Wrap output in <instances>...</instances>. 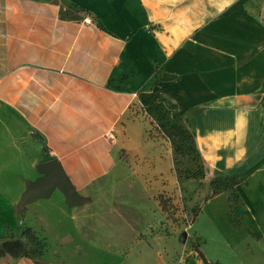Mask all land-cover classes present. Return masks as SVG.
<instances>
[{"label":"crops","instance_id":"1","mask_svg":"<svg viewBox=\"0 0 264 264\" xmlns=\"http://www.w3.org/2000/svg\"><path fill=\"white\" fill-rule=\"evenodd\" d=\"M156 103L173 120L193 115L209 170L252 174L244 222L264 230V0H0V236L23 223L17 205L45 161H59L80 197H41L60 193L53 204L68 207L74 233L56 243L40 233L41 255L0 264H203L175 262L149 236L159 205L137 160L157 144L123 122Z\"/></svg>","mask_w":264,"mask_h":264},{"label":"rangeland","instance_id":"2","mask_svg":"<svg viewBox=\"0 0 264 264\" xmlns=\"http://www.w3.org/2000/svg\"><path fill=\"white\" fill-rule=\"evenodd\" d=\"M71 9L72 12L86 14L73 6ZM190 117L174 121L162 105L141 107L135 104L128 113L127 122H123L126 128L128 123L143 124V131L137 136L138 143L157 144L137 160L143 168H149L144 173V184L159 205V224L149 236L164 238L167 244L161 241L159 245L168 246L169 251L174 252L175 262L183 257L189 261L192 255L198 257L194 248V245H198L208 259L211 257L210 260L219 264H264V230L251 222L246 226L242 211L245 202L240 188L252 174L227 175L209 170L199 153L191 124L193 115ZM262 117L264 121V114ZM124 136V132L116 134L117 139ZM188 147H191L190 151ZM156 159H159V165ZM261 169L264 170V167ZM230 178H235L238 184L232 185ZM11 179L10 175L5 176L7 184L14 182ZM214 183H217V187L228 186L229 189L214 198L218 196L212 195ZM223 193L227 194L228 200ZM58 195L60 193L56 191L50 199H38L26 210L18 203V217L23 223L19 224L17 219L16 226H8L0 241L19 239L28 250H43L42 238L45 235L56 243L66 233L73 234L68 207L58 209L53 204L55 201L57 203ZM194 222L195 225L191 227ZM27 227H32L37 235L43 234V237L38 235L39 243L32 242L29 235L24 233ZM197 231L203 235H198Z\"/></svg>","mask_w":264,"mask_h":264},{"label":"water","instance_id":"3","mask_svg":"<svg viewBox=\"0 0 264 264\" xmlns=\"http://www.w3.org/2000/svg\"><path fill=\"white\" fill-rule=\"evenodd\" d=\"M38 169L46 175L39 178L36 182H30L24 191L20 207L24 208L29 203L41 197H47L52 190L59 189L64 193L68 202L77 204L79 202V194L64 173V170L57 159L45 161L38 165Z\"/></svg>","mask_w":264,"mask_h":264},{"label":"trees","instance_id":"4","mask_svg":"<svg viewBox=\"0 0 264 264\" xmlns=\"http://www.w3.org/2000/svg\"><path fill=\"white\" fill-rule=\"evenodd\" d=\"M154 105H162L161 103H156L150 106H154ZM149 106V107H150ZM165 107V106H164ZM166 109V108H165ZM167 113L169 114L168 110L166 109ZM177 121V120H174ZM191 147H188L187 149L190 151ZM199 155V153H198ZM230 181L232 183V185H236L238 184V182L236 181L235 178H230ZM215 185V189L213 190L212 195H218L223 191H226L229 189L228 186L226 187H221V186H216L217 183H214ZM26 234L29 235V237L31 238L32 242H36L39 243V236L34 232V230L32 229V227H27L25 229ZM194 248L196 250V252L198 253L199 258L203 261V264H219L218 262L212 261L210 259H208L206 257V255L204 254V252L201 250V248L198 245H194ZM6 254H10L14 257H20V256H35V255H41L42 254V249L41 250H28L27 246L19 239H7L5 240L2 245L0 246V257L6 255Z\"/></svg>","mask_w":264,"mask_h":264}]
</instances>
